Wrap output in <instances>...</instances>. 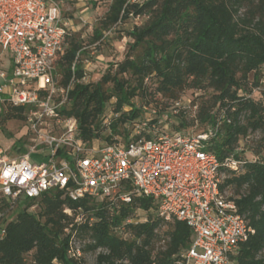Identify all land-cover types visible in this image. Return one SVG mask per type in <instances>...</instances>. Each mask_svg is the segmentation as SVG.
Returning a JSON list of instances; mask_svg holds the SVG:
<instances>
[{
    "label": "trees",
    "instance_id": "16d2710c",
    "mask_svg": "<svg viewBox=\"0 0 264 264\" xmlns=\"http://www.w3.org/2000/svg\"><path fill=\"white\" fill-rule=\"evenodd\" d=\"M131 17L146 20L127 33L131 42L123 60L108 65L95 83L82 82L79 57L86 55L87 47L67 32L55 72L61 86L71 82L73 86L69 104L60 109V115L77 121L83 141L112 143L116 136L127 135L125 123L140 117L142 109L135 100L150 101L159 95L170 100L174 110L181 92H202L207 99L198 106L192 123L203 126L201 132H213L205 149L220 163L228 158L242 163L238 173L220 169L228 173L221 191L244 187L238 198H231H236L238 213L254 230L232 259L234 264H264V89H260L264 0H112L92 30L90 45L101 43L105 32ZM256 89L260 90L259 100L251 96ZM111 101L114 117L105 127L102 116ZM27 111V107L7 101L0 123L25 121ZM187 126L181 121L177 131ZM255 132L262 134L256 159L242 160L239 141ZM12 148L23 152V141H14ZM37 204V214L28 211L32 202H24V207L12 212L14 219L7 222L0 239V264H84L82 255L78 259L68 256L72 239L86 241L82 253L99 251L95 264H173L191 242V231L182 222L164 223L150 214L144 222L127 223L153 207L149 199L133 193L130 203L111 204L87 196L72 201L56 191L43 195ZM65 209L71 216L63 213ZM162 224L167 225V240L164 248L157 250V230Z\"/></svg>",
    "mask_w": 264,
    "mask_h": 264
},
{
    "label": "built area",
    "instance_id": "2783aa9c",
    "mask_svg": "<svg viewBox=\"0 0 264 264\" xmlns=\"http://www.w3.org/2000/svg\"><path fill=\"white\" fill-rule=\"evenodd\" d=\"M69 26L55 0H0V47L12 61L10 75L0 73V101L28 108L23 135L30 137L23 143L27 150L13 158L0 150V239L12 212L32 202L30 212L45 194L62 191L72 201L87 196L114 204L130 203L133 193L152 202V216L190 229L191 242L173 264H234L232 257L254 230L238 213V197L220 190V169L238 173L242 163H220L205 149L214 135L210 129L193 135L168 131L156 110L144 109L143 116L125 123L127 135L112 143L83 141L77 121L59 113L73 86H61L55 72ZM184 108L178 101L170 114ZM63 213L71 216L69 209ZM81 255L72 239L68 256Z\"/></svg>",
    "mask_w": 264,
    "mask_h": 264
},
{
    "label": "rangeland",
    "instance_id": "374dc122",
    "mask_svg": "<svg viewBox=\"0 0 264 264\" xmlns=\"http://www.w3.org/2000/svg\"><path fill=\"white\" fill-rule=\"evenodd\" d=\"M60 6L61 16L64 20L69 21V32L78 36L80 40L86 45V55L79 57L82 69L84 71V84L97 82L102 74L107 69V66L112 64H118L123 60L128 49V44L131 40L127 37V33L130 32L135 26L142 25L146 17L129 18L124 23L118 24L108 32L104 33V39L101 43L90 45L92 36V30L98 24V22L105 16L108 7L112 0H55ZM145 0H131V2L142 3ZM5 59L0 56V73H6V70L10 66V60H8L6 66H4ZM251 80V76L249 77ZM0 80H2L0 78ZM60 80V77H58ZM260 89H264V70H262V76L260 77ZM254 100L261 99L260 90L256 89L252 93ZM1 99H4V95H1ZM181 102V106L185 109H181L177 114H170L172 103L166 98L155 95L150 101L147 98L144 102L135 100L137 108H141L140 116H143L145 112L143 109L144 103L147 102V110H156L157 121H161L162 126H166L168 131H177L181 121L186 122L188 126L181 130L191 135L197 134L203 130V126L196 122L192 123L193 116L197 111L198 106L202 101L207 99L203 96L202 92L196 90H185L178 96ZM111 103L107 106L103 120H106L112 113ZM7 101H0V119L4 118L6 114ZM128 110V109H126ZM27 112L25 113L26 116ZM167 116V117H166ZM26 118V117H25ZM166 118V119H165ZM27 130L26 119L22 120H8L0 123V150L7 158H13L17 155V150L12 148L14 141L21 139L24 144H27L29 140V133L25 134ZM107 132H103L102 135L106 136ZM262 143L261 132L250 133L246 138L241 139L238 145V152L242 154V160L250 161L256 159L255 151ZM23 144V150H27V145ZM242 151V152H241ZM264 154V153H262ZM228 178V173L221 171V183ZM229 196L237 197L242 194L244 187L237 190L234 186H230L225 189ZM30 213L37 214L39 211L38 204H34L30 209ZM150 213H138L135 222H144ZM167 225L162 224L157 230L156 248L157 250L163 249L166 242ZM127 238L128 235H123ZM86 241L75 239V245L82 248ZM99 251L94 253L87 252L82 253V262L84 264H95V259Z\"/></svg>",
    "mask_w": 264,
    "mask_h": 264
},
{
    "label": "crops",
    "instance_id": "0c3cea01",
    "mask_svg": "<svg viewBox=\"0 0 264 264\" xmlns=\"http://www.w3.org/2000/svg\"><path fill=\"white\" fill-rule=\"evenodd\" d=\"M0 56L3 57V59H5V63H4V66H6L8 60H10V66L8 67V69L6 70V73L7 75H10L11 73V68H12V61H11V57L10 55L8 54V52H6L4 49H2L0 47ZM4 84V81L3 80H0V86ZM5 89V92H8V88H4Z\"/></svg>",
    "mask_w": 264,
    "mask_h": 264
}]
</instances>
